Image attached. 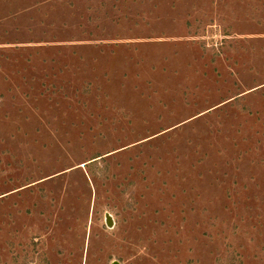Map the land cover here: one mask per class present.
Returning <instances> with one entry per match:
<instances>
[{
    "label": "rangeland",
    "instance_id": "374dc122",
    "mask_svg": "<svg viewBox=\"0 0 264 264\" xmlns=\"http://www.w3.org/2000/svg\"><path fill=\"white\" fill-rule=\"evenodd\" d=\"M114 260L264 264V0H0V264Z\"/></svg>",
    "mask_w": 264,
    "mask_h": 264
},
{
    "label": "water",
    "instance_id": "95a60500",
    "mask_svg": "<svg viewBox=\"0 0 264 264\" xmlns=\"http://www.w3.org/2000/svg\"><path fill=\"white\" fill-rule=\"evenodd\" d=\"M104 220H105V223L108 227L112 226L113 221H112V217L109 213H105ZM111 264H119V262L114 260L111 262Z\"/></svg>",
    "mask_w": 264,
    "mask_h": 264
}]
</instances>
